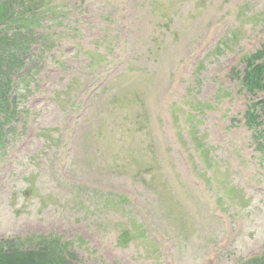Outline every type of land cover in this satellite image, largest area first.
Wrapping results in <instances>:
<instances>
[{"label": "rangeland", "instance_id": "rangeland-1", "mask_svg": "<svg viewBox=\"0 0 264 264\" xmlns=\"http://www.w3.org/2000/svg\"><path fill=\"white\" fill-rule=\"evenodd\" d=\"M45 1L0 143V246L59 239L71 264H235L263 246L264 161L238 125L252 96L227 69L264 40V0Z\"/></svg>", "mask_w": 264, "mask_h": 264}, {"label": "trees", "instance_id": "trees-1", "mask_svg": "<svg viewBox=\"0 0 264 264\" xmlns=\"http://www.w3.org/2000/svg\"><path fill=\"white\" fill-rule=\"evenodd\" d=\"M22 3L24 6L16 5L15 0H0V24L8 21L13 25H17L18 22L23 20L27 16V8L31 6V2L25 3V0H22ZM6 9H12L7 20ZM12 43L13 41L6 35L0 34V46L6 47ZM263 55L264 44L260 51L247 59V69L245 70L242 81L251 92L256 88H264V60L260 64L254 62L256 58H262ZM247 117L252 121H255L256 118L252 112H248ZM125 231L131 235V227L125 228ZM122 238L126 240V238ZM30 245L33 246L31 250H25L20 244L14 242H10L6 246L5 244L1 245L0 264H67L64 258L66 245L62 244L58 239L33 237ZM250 263L256 264L262 262L260 260H254Z\"/></svg>", "mask_w": 264, "mask_h": 264}]
</instances>
